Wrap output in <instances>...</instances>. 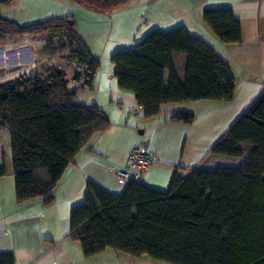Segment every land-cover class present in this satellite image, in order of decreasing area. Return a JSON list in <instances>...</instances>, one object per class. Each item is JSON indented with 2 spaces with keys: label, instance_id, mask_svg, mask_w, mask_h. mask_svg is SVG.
I'll return each mask as SVG.
<instances>
[{
  "label": "trees",
  "instance_id": "obj_1",
  "mask_svg": "<svg viewBox=\"0 0 264 264\" xmlns=\"http://www.w3.org/2000/svg\"><path fill=\"white\" fill-rule=\"evenodd\" d=\"M76 1L107 11L129 0ZM202 21L220 42H241L231 9H205ZM24 36H43L45 48L57 41L69 49V62L81 66L70 76L61 66H34L0 83V126L9 131L16 200L49 203L67 165L81 148L89 149V138L105 131L109 120L96 105L73 101L67 77L90 87L99 61L71 17L19 25L0 16V45ZM110 61L117 88L135 97L143 118L157 115L169 102L233 97L228 64L182 24L147 31ZM193 120V111H173L164 122ZM208 153L241 161L234 167L191 168L184 176L175 171L166 190L149 188L140 177L114 195L87 181L83 202L69 211V236L85 256L112 249L171 264H264V88ZM4 173L0 166V176ZM0 264H13L12 253L1 252Z\"/></svg>",
  "mask_w": 264,
  "mask_h": 264
},
{
  "label": "crops",
  "instance_id": "obj_2",
  "mask_svg": "<svg viewBox=\"0 0 264 264\" xmlns=\"http://www.w3.org/2000/svg\"><path fill=\"white\" fill-rule=\"evenodd\" d=\"M216 8L231 9L240 23V43H219L214 47L206 41V38L218 39L202 21V12ZM160 12L154 11L156 18L151 19V24L144 31L134 34L124 48H132L135 41L153 28L168 30L182 24L188 29L182 20L160 18ZM189 14L198 21L201 33L188 31L199 37L207 34L201 38L212 46L231 70L235 87L230 101L188 102L192 109L186 103L169 102L160 106L157 115L143 118L141 110L132 112L139 106L135 97L119 90L112 74L106 77V81L99 76L96 93L92 97L88 94L86 101L80 105H96L109 120V126L89 138V149L83 147L77 152L63 172L49 203L40 198L23 204L17 202L9 131L0 126V166L5 170L0 176V253L11 252L13 264H171L146 256L133 258L112 249L85 256L79 241L69 236V211L72 206L83 202L87 181H92L110 194L119 195L122 192L124 184L115 179V173L126 170L127 154L133 145H143L154 154L155 161L143 173L140 182L157 190L168 188L175 171L184 176L191 168L210 170L218 166L234 167L240 163V158H225L223 155L220 158L208 153L217 137L212 138L211 146L207 143L209 139L186 146L193 123H166L164 120L173 111L193 110L194 113L199 112L201 118L218 120L220 116L230 123L264 88V0H189ZM163 19L164 22H161ZM5 48V45H0L1 50ZM5 55L8 54L3 53ZM109 63V69L114 71L113 63ZM4 81L0 80V83ZM135 125L143 126V130L136 133ZM222 162L228 163L223 165Z\"/></svg>",
  "mask_w": 264,
  "mask_h": 264
},
{
  "label": "rangeland",
  "instance_id": "obj_3",
  "mask_svg": "<svg viewBox=\"0 0 264 264\" xmlns=\"http://www.w3.org/2000/svg\"><path fill=\"white\" fill-rule=\"evenodd\" d=\"M157 10H161L160 18L164 16L166 20H182L183 23L186 22L191 33L198 35L201 33L198 21L189 14V0H129L126 4L107 11L87 7L76 0H12L8 4L0 5V16L13 20L19 25L35 23L53 17H71L77 35L91 56L99 61L94 73L92 88L79 86L67 77L69 89L75 90L73 101L81 104L86 101V97L89 95L92 97L96 93L99 76H103L104 81L110 74L113 76V69H109L111 55L116 51L130 49L124 47L131 42L134 34L141 33L151 24V19L156 18L153 13ZM161 22H164V19ZM161 30L164 31V27ZM206 36L208 35H201L202 38ZM46 41L43 36H24L17 40L8 38L4 40L3 45L6 48L0 49V67L3 66V68H0V77H2L0 80L8 81L12 79L17 72L29 67L32 62L35 63V70H40L46 65L61 66L68 76L74 69L81 68V66L69 62L70 51L67 47L60 48L57 41L54 43L51 41V46L45 48ZM206 41L214 47L219 43L224 44L219 40L215 41V39L206 38ZM21 47H26V50H23V52L17 50L18 52L15 51V54L7 53ZM3 53L8 55L3 56ZM23 54H26V56ZM27 60L29 61L26 62ZM223 102L226 103V101ZM185 103L186 106L192 109L191 103ZM216 120L217 118H201L199 112L194 113L193 129L186 141V146L189 143L195 144L197 141L207 139H209L207 143L211 146L213 143L212 138L217 137L218 139V136L232 123V120L227 123L228 121L224 117L222 120L219 116L218 124L215 126ZM142 130L143 126H134L136 133ZM219 157L222 158V155H219ZM223 157L228 158L227 156ZM222 163L227 165L228 162Z\"/></svg>",
  "mask_w": 264,
  "mask_h": 264
},
{
  "label": "built area",
  "instance_id": "obj_4",
  "mask_svg": "<svg viewBox=\"0 0 264 264\" xmlns=\"http://www.w3.org/2000/svg\"><path fill=\"white\" fill-rule=\"evenodd\" d=\"M34 66L35 63L32 62L29 67L25 68L20 73L27 72ZM138 110H141L140 106H136L132 112L135 113ZM154 161L155 156L148 148L143 145H135L128 151L126 170L116 172L115 179L121 184L132 179L138 180Z\"/></svg>",
  "mask_w": 264,
  "mask_h": 264
},
{
  "label": "water",
  "instance_id": "obj_5",
  "mask_svg": "<svg viewBox=\"0 0 264 264\" xmlns=\"http://www.w3.org/2000/svg\"><path fill=\"white\" fill-rule=\"evenodd\" d=\"M17 50H20V52H23V50H26V47H21V48H17V49H13V50H11V51H8L7 53H9V54H11V53H13V54H15V51H17ZM22 55V54H21ZM23 55H25L26 56V54H23ZM28 56V55H27ZM29 60H27L26 62H28ZM23 62V61H22ZM25 62V61H24ZM25 62V63H26ZM3 62L1 61V64H2ZM17 63V62H16ZM23 73V72H22ZM18 74H21V73H18ZM17 74V75H18Z\"/></svg>",
  "mask_w": 264,
  "mask_h": 264
},
{
  "label": "clouds",
  "instance_id": "obj_6",
  "mask_svg": "<svg viewBox=\"0 0 264 264\" xmlns=\"http://www.w3.org/2000/svg\"><path fill=\"white\" fill-rule=\"evenodd\" d=\"M24 70V69H23ZM21 72V71H20ZM20 72H17L15 75H17L18 73H20Z\"/></svg>",
  "mask_w": 264,
  "mask_h": 264
}]
</instances>
